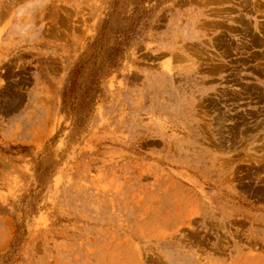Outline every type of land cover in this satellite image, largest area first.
I'll return each instance as SVG.
<instances>
[{
    "label": "rangeland",
    "instance_id": "1",
    "mask_svg": "<svg viewBox=\"0 0 264 264\" xmlns=\"http://www.w3.org/2000/svg\"><path fill=\"white\" fill-rule=\"evenodd\" d=\"M0 264H264V0H0Z\"/></svg>",
    "mask_w": 264,
    "mask_h": 264
},
{
    "label": "trees",
    "instance_id": "2",
    "mask_svg": "<svg viewBox=\"0 0 264 264\" xmlns=\"http://www.w3.org/2000/svg\"><path fill=\"white\" fill-rule=\"evenodd\" d=\"M143 1V0H142ZM150 1V0H148ZM136 10V9H135ZM142 13H145L146 10L142 9ZM140 20V19H139ZM115 41L114 43L108 47L106 53L107 64L111 67L116 65V59L119 54L122 52L123 47L127 44V38L129 33H127L126 29H115ZM84 61L79 60L75 65L69 70L68 76L65 82V85L61 91V102L63 107H69L72 110H75L76 115L78 118H81L83 114H81V110L87 108L91 101L94 92L99 89L98 87V74L91 73L90 79L88 83H85L84 89H82L79 93L75 90L77 85V78L81 73V68L83 67ZM80 85V84H79ZM78 95L79 101L77 104H74L73 100Z\"/></svg>",
    "mask_w": 264,
    "mask_h": 264
}]
</instances>
